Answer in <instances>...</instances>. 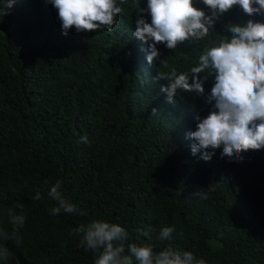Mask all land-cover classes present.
Masks as SVG:
<instances>
[{
	"label": "trees",
	"instance_id": "1",
	"mask_svg": "<svg viewBox=\"0 0 264 264\" xmlns=\"http://www.w3.org/2000/svg\"><path fill=\"white\" fill-rule=\"evenodd\" d=\"M195 6L211 15L200 0ZM122 7L112 32L73 27L65 35L48 0H15L9 10L0 0V229L12 233L9 210L26 217L21 244L0 237L9 250L0 264H94L96 254L75 230L95 220L121 225L126 244L156 252L188 251L205 264H264V150L235 162L221 158L222 148L210 161L204 150L193 155L187 134L212 105L182 91L168 103L167 81L156 79L171 68L190 72L205 45L231 37L226 25L264 16L236 6L204 41L175 50L158 44L153 71L144 65L149 46L133 35L147 0ZM144 18L151 23L147 11ZM166 59L168 67L160 65ZM214 82H205L206 93ZM58 181L76 211L52 216L48 192ZM164 227L175 231L160 241ZM149 229L151 239L143 235Z\"/></svg>",
	"mask_w": 264,
	"mask_h": 264
},
{
	"label": "clouds",
	"instance_id": "2",
	"mask_svg": "<svg viewBox=\"0 0 264 264\" xmlns=\"http://www.w3.org/2000/svg\"><path fill=\"white\" fill-rule=\"evenodd\" d=\"M57 10L65 35L74 27L78 33H92L106 28L113 31L116 17L124 10V0H48ZM211 15L195 6V0H147V10L141 9L136 16L134 37L147 44L144 50V65L155 71L154 61L161 53L158 44H165L175 50L185 42L204 41L215 32L216 21L234 7L249 17L264 16V0H200ZM15 0H6L8 10ZM147 11L151 23L144 18ZM231 37H223L215 46L205 45L198 56L197 66L189 71L178 72L171 68L159 72L157 80L167 81L161 88L167 94V102L175 103L179 91L195 93L212 105L206 118L195 117L196 130L187 134L195 143L192 154L204 150L201 157L210 161L215 150L221 149V158L231 162L242 161V153L264 150V22L249 19L244 25H226ZM142 47H140L141 49ZM160 65L168 67V60H160ZM201 74L203 77L201 78ZM214 76V85L209 93L204 84ZM153 109V114H156ZM81 143H88V137L82 136ZM211 150V152L209 151ZM58 181L50 188L48 196L56 201L49 210L50 215L73 213L76 206L68 202ZM197 195L200 192L195 193ZM43 197L37 192L34 199ZM204 198H207L204 196ZM23 207L22 205L20 206ZM9 223L12 233L0 229V237L21 244L19 229L23 228L26 217L9 210ZM81 234V246L96 254L94 264H205L197 261L193 253L178 252L170 248L154 251L153 246L126 244L129 233L116 223L95 220L89 225H81L75 230ZM174 227H164L159 232V240H169ZM151 229L143 235L150 236ZM9 250L0 246V260H7Z\"/></svg>",
	"mask_w": 264,
	"mask_h": 264
}]
</instances>
